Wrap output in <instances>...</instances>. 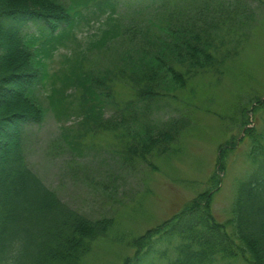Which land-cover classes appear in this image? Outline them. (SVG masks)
I'll return each mask as SVG.
<instances>
[{
    "label": "rangeland",
    "instance_id": "rangeland-1",
    "mask_svg": "<svg viewBox=\"0 0 264 264\" xmlns=\"http://www.w3.org/2000/svg\"><path fill=\"white\" fill-rule=\"evenodd\" d=\"M60 1L77 12L71 13V23L50 19L26 28L36 36L41 62L28 95L42 112L28 126L25 151L30 168L65 203L93 220L113 222L107 236L95 240L85 264L131 262L134 239L165 225L207 191H212L208 202L214 218L225 223L237 181L256 168L250 137L263 128L264 108L258 104L264 101V0H213L219 5L215 20L201 14L199 32L209 39L215 65L187 75L183 84L170 80L175 87L160 99L154 121L129 119L115 130L97 129L86 119L95 100L82 97L79 81L72 84L66 75L74 67L94 71L107 63L104 54L113 55L115 47L108 43L112 50H103L98 43L117 14L125 18L124 27L151 17L159 33L167 7L173 22H192L177 10L197 0H108V6L107 0ZM19 84L16 78L9 80L2 103L13 100ZM112 90L119 102L135 94L121 81ZM115 106L105 105V117L115 114ZM183 116L174 141L141 155L146 122L155 126ZM128 145L136 149L129 152ZM213 176L216 185L211 183ZM169 246L167 241L155 242L159 250L168 247V254L174 255ZM147 255L145 261L151 256ZM212 264L249 263L239 256L217 255Z\"/></svg>",
    "mask_w": 264,
    "mask_h": 264
},
{
    "label": "trees",
    "instance_id": "trees-1",
    "mask_svg": "<svg viewBox=\"0 0 264 264\" xmlns=\"http://www.w3.org/2000/svg\"><path fill=\"white\" fill-rule=\"evenodd\" d=\"M217 7L213 0L183 5L177 12L192 21L185 23L173 22L167 7L169 14L159 33L151 17L146 23L142 19L125 27L122 15L113 17V27L103 31L98 43L103 50L115 47L113 55L104 54L107 63L94 71L74 67L66 75L72 84L79 81L82 97L95 100L86 119L100 130L125 127L129 119L154 121L160 99L175 87L170 80L183 84L187 75L215 65L199 23L201 14L215 20ZM72 10L60 0H0V264H85L95 240L114 227L111 220H93L65 203L30 168L26 157L28 126L42 112L28 95L38 80L36 65L41 62L34 47L36 36L26 28L38 21L48 24L50 19L71 23ZM125 35L126 41L119 39ZM12 78L20 83L17 92L13 100L2 103ZM119 81L131 86L133 97L115 99L113 84ZM110 103L116 105L115 114L105 117V105ZM259 104L264 108V101ZM184 119L155 126L146 122L149 129L143 133L146 143L141 155L166 148L178 137ZM262 121L261 132L250 137L249 152L256 168L237 181L229 219L222 223L214 218L208 202L212 191H207L165 225L134 239L135 253L127 264H212L217 255L264 264V115ZM134 149L130 147L129 152ZM210 180L218 183L216 176ZM158 241L172 245L174 255L168 254V247H155ZM146 254L151 256L145 261Z\"/></svg>",
    "mask_w": 264,
    "mask_h": 264
}]
</instances>
